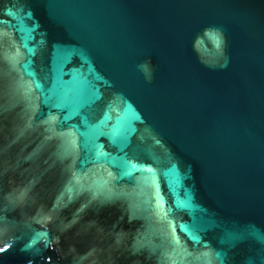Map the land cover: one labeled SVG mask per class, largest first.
Returning <instances> with one entry per match:
<instances>
[{"label": "water", "instance_id": "95a60500", "mask_svg": "<svg viewBox=\"0 0 264 264\" xmlns=\"http://www.w3.org/2000/svg\"><path fill=\"white\" fill-rule=\"evenodd\" d=\"M0 264H264V0H0Z\"/></svg>", "mask_w": 264, "mask_h": 264}]
</instances>
